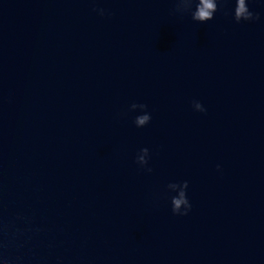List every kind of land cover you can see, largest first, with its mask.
I'll list each match as a JSON object with an SVG mask.
<instances>
[{
    "label": "water",
    "instance_id": "water-1",
    "mask_svg": "<svg viewBox=\"0 0 264 264\" xmlns=\"http://www.w3.org/2000/svg\"><path fill=\"white\" fill-rule=\"evenodd\" d=\"M0 264H264V0H0Z\"/></svg>",
    "mask_w": 264,
    "mask_h": 264
}]
</instances>
